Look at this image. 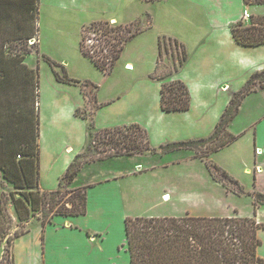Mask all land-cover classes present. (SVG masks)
<instances>
[{"label":"rangeland","instance_id":"rangeland-1","mask_svg":"<svg viewBox=\"0 0 264 264\" xmlns=\"http://www.w3.org/2000/svg\"><path fill=\"white\" fill-rule=\"evenodd\" d=\"M196 1H201L208 10L209 16L204 20H197L200 10L184 0H92L88 4L81 1L85 3L78 2L71 11L53 8L52 3L60 2L58 0H44L45 5L38 0L37 31L34 43L29 39L24 46L28 50L24 62L37 67L38 71L39 183L42 187L58 188L57 175L75 159L77 151L82 150L79 152L82 158L112 151V145L100 140L97 133L103 128L137 123L147 129L150 146L155 147L150 155V152L134 153L139 156L121 155L119 161L104 159L81 164L83 166L72 183L63 185L62 190L85 185L104 175L118 176L114 181L118 187L106 185L90 189V207L79 221L81 229L61 227L48 232L44 264H108L109 260V264H129L121 215H171L166 213H170L168 207L174 201L175 193L182 201L175 200L176 209L185 206L192 215L252 216L254 208L256 212L258 205L253 208L252 201L253 192L258 189L253 182V173L248 174L245 169L252 168V132L249 127L264 111V89L250 93L239 106L233 121L228 123L227 128L234 135L246 130L230 146L206 152L217 140L203 142L196 144L197 149L180 148L182 151L167 157H161L159 150V146L169 142L209 136L218 108L227 97V92L212 96L216 88L226 81L231 87L229 91L240 89L249 76L248 71L264 66V48L250 49L243 65L234 66L237 52L231 41L229 23L241 10V0H229L230 10L222 5L224 0ZM243 11V21L249 24L250 17H245ZM110 17L115 20H109ZM91 19L122 24L139 19L135 25L148 28L126 42L113 67L105 73L83 57L79 50V40L82 39L84 48L91 54L100 57L108 52L103 41L106 36L98 27L87 26L86 21ZM115 33L116 30L109 31V34ZM180 43L184 44L187 55L181 76L191 89L190 106L185 112H162L155 108L160 89L157 85L177 78L175 74L182 66L177 64L182 55ZM47 58L61 65L55 67L59 74L65 71L68 77L78 81L58 82ZM128 64H132L131 69ZM162 75L164 78H157ZM253 126L264 143V121H257ZM65 145L69 150H65ZM187 149L193 150L196 157L187 159L190 154ZM167 161L172 163L166 164ZM151 163L156 164L153 171L131 172V169L145 170ZM209 163L226 170L243 186L244 193H234L237 185L228 179H213ZM118 170H125L122 173L125 174L117 173ZM217 175L220 177L219 173ZM3 184L4 188L0 186V189L11 190L10 185ZM114 188L118 192L121 189L128 191V203L126 200L123 203ZM164 192L170 195L169 203H163L162 198L157 197ZM69 196L70 193H66L63 199ZM8 208L13 215L10 230L13 232L18 221L12 206L8 205ZM67 217L70 216L55 215L50 223L54 219L64 221ZM256 218L264 223L263 205ZM35 223L41 225L39 215L31 216L25 226L30 229ZM84 226L102 234L103 249L100 252L81 240ZM38 228L36 224L27 241L19 239L11 247L16 264H41L36 240ZM260 232L263 249L264 229ZM117 244L118 252H115ZM7 248L6 240H1L0 264H14L9 259L10 248L9 251Z\"/></svg>","mask_w":264,"mask_h":264},{"label":"trees","instance_id":"trees-1","mask_svg":"<svg viewBox=\"0 0 264 264\" xmlns=\"http://www.w3.org/2000/svg\"><path fill=\"white\" fill-rule=\"evenodd\" d=\"M243 2L264 4V0ZM37 12L38 0H0V186L4 188L5 182L12 187L9 191L0 189V242L6 240L12 263L11 241L29 231L25 222L31 216H40L43 232L45 225L55 215L77 216L86 212V188L91 184L63 190L61 188L75 178L81 164L111 156L154 151L149 145L145 129L139 124L106 127L97 133L100 140L112 145V151L107 150L103 155L83 158L82 154H76L60 177L58 188L40 189L38 71L37 67H31L24 62L28 52L24 46L37 31ZM249 17V24H245L241 18L231 25L234 40L247 46L264 44V14H250ZM135 22H139V19L126 24L109 23L102 19L91 21L87 26L98 27L106 36L103 41L108 52L102 53L100 57L93 52L91 54L80 39V53L106 73L119 58L126 42L148 28L145 25L139 27ZM111 30H116L117 33L109 34ZM158 45L160 47L159 41ZM180 45L182 55L177 62L179 66L187 57L184 44ZM49 63L53 65L52 72L58 82L78 81L68 77L65 71L59 74L55 67L61 65L57 62L49 60ZM164 76L157 78L162 79ZM85 83L92 85L89 81ZM257 84H264V69L251 73L244 86L231 96L209 136L169 142L159 147L160 152L178 148L197 149L198 143L217 140L215 145L206 150L208 152L236 140L239 135L228 132L226 125L237 113L244 96L254 91ZM159 99L161 109L166 112L185 111L190 105L188 87L178 78L161 83ZM197 154L199 155L198 151ZM208 166L213 179H228L237 185L234 193H244L243 186L226 170L215 163H209ZM66 193H70V196L64 200ZM252 203L253 208L257 205L264 206V193L254 191ZM8 205L12 206L18 221L13 232H10L13 215ZM260 229H264V223L255 218V208L252 216L189 213L179 216H125L124 245L129 264H264V257L257 254V248L261 244L258 236ZM41 237L43 238V233Z\"/></svg>","mask_w":264,"mask_h":264},{"label":"crops","instance_id":"crops-1","mask_svg":"<svg viewBox=\"0 0 264 264\" xmlns=\"http://www.w3.org/2000/svg\"><path fill=\"white\" fill-rule=\"evenodd\" d=\"M41 1V4L42 5H45L46 3L44 2V0H40ZM58 1H60V2H55V3H52V6H53V8H56V9H66V10H68V11H71L72 9H74V6L79 2V3H85V2H81V1H87L86 2V4H88L90 1H92V0H58ZM214 1H216V0H214ZM52 2H54V1H52ZM191 3V4H193L194 6H196L199 10H200V12L197 14V16H198V18H197V20L198 19H202V20H204L205 19V17L207 18L208 16H209V14H207V9L204 7V5H203V3L201 4V1H196V0H184V3ZM127 4V3H126ZM241 4H242V6H241V10L240 11H238L237 13V16L236 17H232V19L230 20V23H229V33H230V35H231V41H232V43H233V48L236 50V52H237V55L234 57V66L236 67V66H238V65H243V63L245 62V57L248 55L247 54V51H249L250 49H261V48H264V44H260V45H256V46H247V45H241V44H239V43H237L235 40H234V38H233V36H232V33H231V30H230V27H231V25L233 24V23H235L236 21H238L239 19H241L242 18V16H241V13H242V11H243V9H245L247 12H249V14H253V15H263L264 14V4H245L244 2H243V0H241ZM222 5L224 6V7H226V9H231V2L229 1V0H224L223 2H222ZM126 8H127V6H126ZM235 12V11H234ZM138 13V12H137ZM109 16H111V15H109ZM134 17V16H133ZM215 18V17H214ZM111 19H114L113 17H110V19L109 20H111ZM131 19V18H130ZM115 20V19H114ZM92 21V19L91 20H87L86 22H88V23H90ZM85 22V23H86ZM173 35V34H172ZM186 51H188V50H186ZM186 59H187V57H186ZM185 62H186V60L184 61V63L182 64V66H181V68L178 70V72H176V74H175V76L177 77V78H179V79H181L182 81H184V83L187 85V87H188V90H189V93H190V96H191V89H190V87L188 86V84L186 83L187 81H186V79H183L182 78V76H181V70H182V67L184 66V64H185ZM32 67V66H31ZM261 69H264V66H262V67H260L259 69H256V70H254V69H251L250 71H248V74H249V76H250V74L251 73H253V72H255V71H258V70H261ZM249 76H248V78H249ZM247 78V79H248ZM247 81V80H246ZM246 83V82H245ZM244 86V85H243ZM242 86V87H243ZM224 87H226V89L224 90ZM241 87V88H242ZM157 88H160V85H157ZM230 84L228 83V82H226V81H222V83L219 85V87H217L216 88V91H214V93H213V95L212 96H214V95H222V93L223 92H227V94H225V96H227L226 97V100H225V102L224 103H222V105H221V107H220V109L218 108V112H217V118H216V120H215V122L213 123L214 125H213V129H212V131L214 130V128H215V125H216V123L218 122V120H219V118H220V116H221V114H222V112L224 111V109H225V107H226V105H227V103H228V101H229V99L231 98V96L236 92V91H238V90H240V89H237V90H233V91H229L230 90ZM264 89V84H263V86H259L258 84L256 85V87H255V89H254V91H250L247 95H245L244 96V98L242 99V101H241V103L239 104V106L240 105H242L243 104V102H245L246 101V99H247V97H248V95L250 94V93H252V92H259L260 90H263ZM158 90V89H157ZM229 92V93H228ZM190 106V105H189ZM239 106H238V108H239ZM155 108L157 109V108H159V110H161L162 112H166V111H163L162 109H161V107H160V99H159V90H158V105H156L155 106ZM189 109V108H188ZM187 109V110H188ZM186 111V110H185ZM185 111H170V112H185ZM237 113H238V110H237ZM237 113L235 114V116L237 115ZM235 116L229 121V122H232L233 121V119L235 118ZM259 117V118H258ZM256 118H258L255 122H260V121H264V111L262 112V113H260ZM228 122V123H229ZM255 122L249 127L250 128V130H251V132H252V143L250 144V146L252 147V149H251V155H250V157H251V159H252V168L249 166V167H246V169H245V172H248V174H250L251 172L253 173V176H254V181L253 182H256V185H255V187H256V189H258V190H255V191H261V192H263L264 193V143H263V141L262 140H260L259 139V137H258V135L255 133V128H254V124H255ZM228 123H227V125H226V129L228 130V128H227V126H228ZM230 124V123H229ZM142 127V126H141ZM142 128H144V127H142ZM145 129V128H144ZM145 131H146V135H147V138H148V142H149V135H148V132H147V129H145ZM212 131H211V133H212ZM228 132H230L229 130H228ZM246 132V130H243L242 132H240V133H238L237 135H239V136H241L242 134H244ZM210 133V134H211ZM239 136H238V138H239ZM237 138V139H238ZM236 139V140H237ZM236 140H234L233 142H231V143H229V144H227V145H224L223 147L224 148H226V147H228V146H230L232 143H234ZM38 143H39V145H40V137L38 138ZM149 145H150V142H149ZM151 147V146H150ZM160 147V146H159ZM222 147V148H223ZM64 148H65V150H69V146H67V145H65L64 146ZM152 148H154L155 149V147H153L152 146ZM184 150V149H183ZM256 150L258 151H260L259 152V154H257L256 153ZM80 151H82V150H80ZM80 151H77V153H79ZM180 151H182V149H174V150H171V151H168V152H164V153H161V157H164V156H166L167 157V155H174L175 153H177V152H180ZM252 151H253V154H252ZM150 153H149V155L152 153V151H149ZM187 152L188 153H190L188 156H187V159H189V158H194V157H196L195 156V153L193 152V150H191V149H187ZM155 153H157V152H155ZM193 153V154H192ZM153 154V153H152ZM148 155V156H149ZM127 156H139V155H134V154H132V155H125V156H123V157H127ZM119 157L120 156H111V157H109V158H107V159H105V160H107V161H112V160H115V161H119L118 159H119ZM74 158V157H73ZM120 158H122V157H120ZM180 160H182V159H180ZM71 162V161H70ZM174 162V161H173ZM246 162H249V161H246ZM172 162L171 161H167L166 162V164H171ZM137 164H139V163H137ZM165 164V165H166ZM84 165V164H83ZM82 165V166H83ZM68 166V165H67ZM82 166H81V168H82ZM135 166V165H134ZM148 167L145 169V170H139V171H134V170H132L131 169V172L134 174V173H141V172H143V171H153L154 169H155V167H156V164H154V163H151V164H149V165H147ZM67 168V167H66ZM139 169V168H138ZM66 170V169H65ZM65 170L62 172V173H60L59 175H57V177H56V179H57V185H58V181H59V178H60V176L65 172ZM117 173L119 172V170L118 171H116ZM123 172H125V170H123V171H121L120 170V172L119 173H123ZM125 174V173H124ZM124 174H122V175H124ZM127 174H129V173H127ZM76 177V176H75ZM118 176H116V175H113V176H108V175H104L101 179H99V180H96V181H91V182H89V183H87V184H85V185H88V184H91L90 186H88L87 188H86V212L84 213V214H82V215H77V216H70V217H67V219H65L64 221H59L57 218V220H55L54 219V221H52V223H47L46 225H45V227H44V229H43V232H42V228H41V225L39 224V223H35L30 229H29V231L28 232H26L25 234H23V235H20L19 237H16V238H14V240H13V244H12V247L14 246V244H15V242H17L19 239L21 240V239H25V241H27L28 239H29V236H30V233H31V230H32V228L36 225V224H38L39 225V228H38V230L36 231V233H37V236H38V238H36V240H37V244H38V247H39V249H40V263L41 264H44V253L46 254V251H45V245H46V241H47V237H48V232L50 231V230H59L61 227H65V228H69V229H71V230H74V229H81L82 228V225H80V219L88 212L87 211V209H88V207H90V195H91V193H92V190H90V189H97V188H100V187H104V186H106V185H114L115 187H118V185H117V182H114V181H116V180H118ZM74 180V179H73ZM72 180V181H73ZM39 181H40V178H39ZM72 183V182H71ZM93 184V185H92ZM78 186H82V185H75V187H78ZM39 187H40V189H42V190H52V189H55L56 187H53V188H48V189H45V188H43L42 187V185L39 183ZM254 191V190H253ZM114 192H116V194L117 193H119V196L121 197V199L123 200V203H124V201L126 200V202L128 203V191L127 190H125V189H121V190H119V192H118V190L116 189V188H114ZM164 193H167V192H164ZM164 193H161L159 196L157 195V197H160V199L162 198V195L164 194ZM168 194V193H167ZM169 195V194H168ZM169 197H170V195H169ZM170 200H171V198H169L168 200H166V201H164V200H162L163 201V203H169L170 202ZM175 200H179V201H181V198H180V196L177 194V193H175L174 194V201L173 202H170V204H169V209H170V213H166V214H171V215H156V216H179V215H183V214H185V213H189L190 211H188L187 209H186V207L184 206L182 209H176V202H175ZM161 201V200H160ZM161 201V202H162ZM181 203H182V201H181ZM191 205V204H190ZM192 206V205H191ZM260 211V206L258 205L257 207H256V212H255V218H256V213L257 212H259ZM174 213H176V215L174 214ZM163 214H165V213H163ZM191 214V213H190ZM133 216H140V215H133ZM146 216H154V214L152 215V214H150V215H146ZM221 216H224V215H221ZM228 216V215H227ZM240 216V215H239ZM245 216V215H244ZM121 221H122V228H123V232H124V218H125V216H124V214L123 215H121ZM257 219V218H256ZM257 221H259V219H257ZM263 229H260V230H258V236H259V238L261 237V235H260V231H262ZM35 233V234H36ZM41 233H43V238L41 237ZM102 234L101 233H99V232H97L95 229H92V228H89L88 226H84L83 227V233H82V239L81 240H83V242H84V244L86 243L87 245H91L92 246V249L94 250V249H97L99 252H100V249H103V247H102V244H101V242H102V239H103V237L101 236ZM123 235H124V233H123ZM98 236H100V237H98ZM36 237V236H35ZM261 239V238H260ZM125 239H124V237H123V241H124ZM121 245V244H120ZM262 246H263V240L261 239V244L258 246V248H257V254L260 256V257H264V248L262 249ZM95 251V250H94ZM114 251L115 252H118V244L114 247ZM123 252H124V250H122ZM123 252H122V254H123ZM13 254V253H12ZM126 256H128L127 254H126ZM128 258V257H127ZM13 261H14V255H13ZM109 263H111L110 262V260L108 261V264ZM14 264H16V262L14 261Z\"/></svg>","mask_w":264,"mask_h":264},{"label":"bare ground","instance_id":"bare-ground-1","mask_svg":"<svg viewBox=\"0 0 264 264\" xmlns=\"http://www.w3.org/2000/svg\"><path fill=\"white\" fill-rule=\"evenodd\" d=\"M114 19H112V21H113ZM128 66V68L129 69H131L132 67V64H128L127 65ZM260 151H258V153H259ZM165 194V195H164ZM163 195H162V200H164V201H166V200H168L170 197H169V195L167 194V193H164Z\"/></svg>","mask_w":264,"mask_h":264},{"label":"built area","instance_id":"built-area-1","mask_svg":"<svg viewBox=\"0 0 264 264\" xmlns=\"http://www.w3.org/2000/svg\"><path fill=\"white\" fill-rule=\"evenodd\" d=\"M243 15H244L245 17H248V18H249V14L247 13L246 10L243 11ZM258 151H259V150H258ZM258 151L256 150V152H258Z\"/></svg>","mask_w":264,"mask_h":264},{"label":"water","instance_id":"water-1","mask_svg":"<svg viewBox=\"0 0 264 264\" xmlns=\"http://www.w3.org/2000/svg\"><path fill=\"white\" fill-rule=\"evenodd\" d=\"M30 41H31V43H32V42H34V39H33V38H32V39H30Z\"/></svg>","mask_w":264,"mask_h":264}]
</instances>
